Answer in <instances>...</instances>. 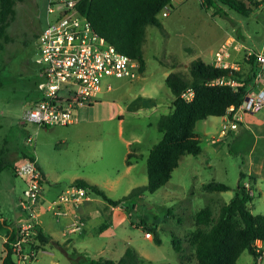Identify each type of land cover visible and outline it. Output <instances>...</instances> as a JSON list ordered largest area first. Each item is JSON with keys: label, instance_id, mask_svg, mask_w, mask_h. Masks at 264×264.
<instances>
[{"label": "rangeland", "instance_id": "1", "mask_svg": "<svg viewBox=\"0 0 264 264\" xmlns=\"http://www.w3.org/2000/svg\"><path fill=\"white\" fill-rule=\"evenodd\" d=\"M48 1L14 0V17L0 36V146L6 140L19 154L35 157L49 174L44 188L51 183L50 179L58 186L74 176L88 177L99 183L110 199L119 200L146 185V158L151 146L161 138L157 121L172 107L173 95L164 82L165 76L180 72L189 77L190 62L201 59L211 63L214 52L230 36L256 52H264V4L244 15L219 0H212L209 5L205 0H173L167 16L158 13V24L144 28L143 72L132 80L104 78L103 88L109 84L111 90L102 95V89L96 98H101L99 102L81 108L75 123L40 126L23 116L29 109V99L37 94L40 80L36 37L54 17L48 12ZM263 110L264 106L260 112ZM221 123L220 117L196 122L194 131L202 152L182 155L168 182L156 191L119 203L118 211L113 213L116 223L95 234L86 248L79 245L74 235L76 245L72 241L68 254L78 252L92 259L118 260L127 247H132L154 264H195L189 242L195 228V213L210 206L216 217L219 208L229 202L242 183L240 173L247 175L243 179L246 184L253 170L264 175V138H256L244 127L220 136ZM212 135L219 139L214 146L208 145ZM127 159L133 166L125 174ZM12 178L17 186L22 184L21 178ZM210 181L221 182L228 190L204 191L203 184ZM252 191L249 208L253 214H262L264 177ZM89 196L105 205L99 209L109 212L107 219L111 222V205L94 193ZM10 198L14 201L11 206ZM10 198L4 206L17 213L23 194L16 190ZM95 223L96 227L101 225V217L96 215ZM143 226H156V230H151L147 238L148 230ZM155 232L159 243L154 239ZM114 233L117 239L111 238ZM173 238L180 242L179 252L173 248ZM256 244L264 250V242ZM42 249L38 252L40 260L70 264L69 256L53 245ZM253 262V256L244 250L235 264ZM256 262L264 264V254Z\"/></svg>", "mask_w": 264, "mask_h": 264}, {"label": "trees", "instance_id": "2", "mask_svg": "<svg viewBox=\"0 0 264 264\" xmlns=\"http://www.w3.org/2000/svg\"><path fill=\"white\" fill-rule=\"evenodd\" d=\"M172 0H81L79 12L91 23L93 29L118 51L137 60L139 72L145 69L141 43L144 28L147 24H158L156 15L162 7ZM228 4L239 13L248 15L252 9L264 4V0H219ZM209 5L212 0L204 1ZM202 2V4L204 3ZM14 0H0V36L14 17ZM248 70H235L231 67H219L195 59L188 65L189 77L180 72H171L164 79L170 89L173 99L171 111L162 114L157 121V129L161 138L153 144L146 158L147 184L135 188L127 196L119 200L110 199L105 191L95 184H89L82 179H76L74 184L85 187L90 193L101 197L112 206L122 201L139 197L144 192H154L164 186L171 173L178 166L179 159L184 154L198 155L202 148L195 134V124L210 116L225 115L228 107L238 106L250 90L252 81L258 70L254 55L247 60ZM225 79L232 83L210 84L212 81ZM1 85V81H0ZM194 90V97L187 102L180 97L186 88ZM130 154V153H129ZM32 159L31 156L25 155ZM130 164V161H126ZM10 167L0 156V171ZM247 175L240 173V181L234 196L223 204L216 217L210 206L198 210L194 216L195 228L191 231L189 242L193 246L195 264H235L240 254L247 250L257 264L259 253L257 242H264V213L253 214L249 204L253 199L255 178L248 176L249 189L245 187ZM207 192L226 191L228 186L210 181L203 184ZM252 192V194L250 193ZM145 227L150 234L154 227ZM154 239L159 243L155 232ZM49 242V237L38 229L31 247L38 249L41 244ZM53 243V242H52ZM58 245L57 242H54ZM175 251L181 250L180 242L172 239ZM39 250V249H38ZM70 264H154L139 256L135 249L127 247L118 260L98 257L96 259L74 252L68 255ZM2 264H16L11 249L3 259Z\"/></svg>", "mask_w": 264, "mask_h": 264}, {"label": "built area", "instance_id": "3", "mask_svg": "<svg viewBox=\"0 0 264 264\" xmlns=\"http://www.w3.org/2000/svg\"><path fill=\"white\" fill-rule=\"evenodd\" d=\"M81 0H49L48 12L54 14L47 27L41 31L37 39V52L40 80L36 88L38 95L23 118L40 126H67L77 121L78 111L96 101L103 88V79L132 80L139 73L137 60L118 51L92 27L90 21L78 10ZM173 1V0H172ZM171 1V3H172ZM172 6L165 4L160 14L165 17ZM230 48L237 49L232 41L225 42L215 53L216 66L231 67L227 62ZM254 55L264 66V53L246 49L245 57ZM235 69L236 67H231ZM258 72L254 78L257 82L262 78ZM232 83L225 79L210 82V84ZM107 88L111 85L107 84ZM180 97L189 102L194 97V90L186 88ZM264 106V90L251 88L238 106L228 107L221 125L220 132L225 134L237 128L239 113H256ZM30 140V137H27ZM15 174L25 180L23 198L19 206L23 220L19 223L15 239L10 243L16 264H27L35 259L39 250L31 247L38 231L39 212L38 201L41 193V172L34 158H25L20 162ZM249 189V183H245ZM252 194V192L250 191ZM90 192L77 184H70L55 199L48 201L46 209L54 216L61 217L67 213L65 206L78 207L81 202L89 199ZM83 221L75 218L67 226L70 234L80 232ZM150 237L149 233H145ZM257 258L263 256L264 250L259 247Z\"/></svg>", "mask_w": 264, "mask_h": 264}, {"label": "crops", "instance_id": "4", "mask_svg": "<svg viewBox=\"0 0 264 264\" xmlns=\"http://www.w3.org/2000/svg\"><path fill=\"white\" fill-rule=\"evenodd\" d=\"M227 41H232L233 44L238 45L237 49L230 48L229 57L227 58L228 64H230L231 67H236L235 70H244V71L248 70L250 67V64L247 61L248 59H246V57H245V50L251 49V48H248V47L242 45L241 43H239L238 40H236L232 36L228 37L224 41V43ZM224 43H222L218 47V49ZM251 50H253V49H251ZM240 53H241V55H240ZM261 53H264V52H261ZM210 64H213L216 66L215 60L212 59ZM257 67H258V70H257L256 74L261 71L263 76L257 82H255L253 79L251 88L252 87L257 88V89L260 88V89L264 90V66H262L259 62H257ZM139 73H138V75H139ZM251 88H250V90H251ZM102 89L105 90V91H103V93H101L102 95L106 94L107 92H109L111 90V88L109 89L107 87L102 88ZM37 95H38V90H37L36 96L34 95L29 99V107L31 106L33 101H35V99L37 98ZM100 100H101V98L99 97L98 100L95 101L94 103H97ZM94 103H92V104H94ZM92 104H90L88 107H91ZM145 108H146L145 106L142 107V109H145ZM260 110L256 113H251V114L250 113H244V114L239 113L237 115V120H236L237 128L233 129V130L228 129L225 132V134H222L221 132H219V135L225 136L227 133H233V132L237 131V129L239 130L240 128L244 127L243 128L244 130L252 131L255 134L256 138H264V110L262 112H260ZM121 112H122V108L119 109V113H118L119 117L122 116V115H120ZM210 117H216V116H210ZM218 117L221 118V121H222L221 125H222L225 122V118H224V116H218ZM204 120H206V119H204ZM218 141H219L218 137H215L214 135H212L211 140L209 141L208 145L214 146L215 144H217ZM2 144H3V146L2 145L0 146V156L4 162H6L10 165V167H6L2 171H0V177H1L0 178V264L3 263V259L7 255L9 249H11L10 243L15 239L16 232L18 229V225L23 220V217H24L20 206L18 207L19 211L17 213H13L11 211L10 206H11V204H13L14 201H12V199L10 197L12 195L15 196L16 190L23 194V190L25 189V186H26L25 183L26 182L23 178H21L15 174V169H16L17 165L20 162H22V160H24L25 158H28V157H25L26 154H24V153L19 154V151L17 149L10 147L6 140L5 141L3 140ZM29 156L34 158L35 161L37 160L32 155H29ZM261 159L264 160V155H262ZM36 164H37V166L41 172V184H42L41 193H40V197H39V201H38V212H39L38 229L41 230L42 234L49 237V242L45 243V244H41V247L38 248L39 252L41 250H43L42 248L45 245H53L54 247L59 249L64 255H69L67 250L73 241L72 237L74 235L77 236L79 242L82 243V244L79 243V245L82 248H86L89 245L88 243H89L90 239L93 238V236L95 234L103 233L104 230H106V228L108 226H110V224L113 225L116 223L115 218L113 219V215H114L113 213L118 211L119 206L118 205H116V206L111 205L112 221L110 222V220L107 219L109 212H106V211L104 212V210L99 209V207L104 208L105 205L100 200H98V198L91 197V196H89L88 200H84L83 202H81L80 205L76 208H74L72 206H68V205L65 206L64 209L67 211V213L65 215H63L61 217L54 216L49 210L46 209L48 201L55 199L63 190H65V188H67V186L72 184L74 180L82 179L89 184H95V185H97V184L100 185V184L95 183L93 181H90V179L88 177H76V176H74L72 179H70L69 181H67L63 185L61 184L58 186L54 183V181H52V179H50L51 183H48V186H45V188H44V184H45V182H47L46 176L48 173H47V171H45V167H42V165L39 164L38 161H36ZM132 166L133 165L131 163L130 164L125 163V174H127L129 172V170L132 168ZM8 169H10V171H8ZM6 170L8 172L5 173ZM249 176H252L255 178L253 190H254L255 183L258 182L262 177H264V175L261 172L254 171V170L252 171V173ZM12 177L21 178L23 180L22 181L23 185L22 184L20 185V182H19V186H17L16 180ZM111 181L116 182L117 179L111 180ZM55 182H56V180H55ZM249 186H250V184H249ZM8 197L10 198V206L7 208L4 206V204H5V201H7ZM96 215L101 217V219L103 221V223L101 225H99L98 227H96L97 223H95V216ZM75 218L82 220L84 225H83V228L80 232H78L76 234H70L66 231V228L72 222V220ZM111 238L117 239L118 237H115V233H114L111 236ZM147 238H149V237H147ZM54 242H57L58 245L55 244ZM74 243L76 245V241ZM12 256L14 258L13 253H12ZM27 264H57V262H55L52 259L40 260L39 259V253H38L37 257Z\"/></svg>", "mask_w": 264, "mask_h": 264}, {"label": "flooded vegetation", "instance_id": "5", "mask_svg": "<svg viewBox=\"0 0 264 264\" xmlns=\"http://www.w3.org/2000/svg\"><path fill=\"white\" fill-rule=\"evenodd\" d=\"M40 33H41V32L38 33V35H37V37H36L37 39H38V36H39Z\"/></svg>", "mask_w": 264, "mask_h": 264}]
</instances>
